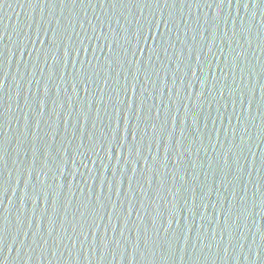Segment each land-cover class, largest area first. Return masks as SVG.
Segmentation results:
<instances>
[{
	"label": "water",
	"instance_id": "1",
	"mask_svg": "<svg viewBox=\"0 0 264 264\" xmlns=\"http://www.w3.org/2000/svg\"><path fill=\"white\" fill-rule=\"evenodd\" d=\"M0 139V264H261L264 0H0Z\"/></svg>",
	"mask_w": 264,
	"mask_h": 264
},
{
	"label": "snow or ice",
	"instance_id": "2",
	"mask_svg": "<svg viewBox=\"0 0 264 264\" xmlns=\"http://www.w3.org/2000/svg\"><path fill=\"white\" fill-rule=\"evenodd\" d=\"M47 2H51V0H47ZM60 2H66V0H60ZM70 2L71 3H76L77 0H70ZM81 2H82V0H81ZM228 3H231V0H228ZM2 144H3V141H2V139H0V146H2ZM2 231H3V226L0 225V232H2ZM81 242L83 243V241H81ZM116 243H119V241H116ZM57 246H59V245H57ZM40 248L43 249L44 248V245H41L40 244ZM25 251H26V249H25ZM52 254L54 255L55 253L53 252ZM261 264H264V260H261Z\"/></svg>",
	"mask_w": 264,
	"mask_h": 264
}]
</instances>
